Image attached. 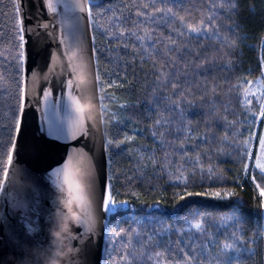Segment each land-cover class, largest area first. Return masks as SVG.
<instances>
[{
	"label": "trees",
	"instance_id": "obj_1",
	"mask_svg": "<svg viewBox=\"0 0 264 264\" xmlns=\"http://www.w3.org/2000/svg\"><path fill=\"white\" fill-rule=\"evenodd\" d=\"M211 3L92 2L115 204L104 264H177L192 255L189 235L207 245L196 256L205 264H227L235 253L223 245L240 247L235 237L251 249L236 264H264V176L254 168L264 128V92L255 88L264 80V0ZM117 25L140 36L147 29L153 40L140 47L127 31L114 36ZM20 38L14 0H0V186L21 112Z\"/></svg>",
	"mask_w": 264,
	"mask_h": 264
},
{
	"label": "water",
	"instance_id": "obj_2",
	"mask_svg": "<svg viewBox=\"0 0 264 264\" xmlns=\"http://www.w3.org/2000/svg\"><path fill=\"white\" fill-rule=\"evenodd\" d=\"M92 2L14 0L23 88L0 186V264H104L115 210Z\"/></svg>",
	"mask_w": 264,
	"mask_h": 264
},
{
	"label": "snow or ice",
	"instance_id": "obj_3",
	"mask_svg": "<svg viewBox=\"0 0 264 264\" xmlns=\"http://www.w3.org/2000/svg\"><path fill=\"white\" fill-rule=\"evenodd\" d=\"M163 2H167V0H163ZM227 2L229 7L234 9L236 7V3H235V0H212V3H211V8H222L224 6V3ZM151 3L153 5H155L156 3V0H151ZM143 7L144 8H148L149 7V4H143ZM17 11H19L17 9ZM157 12H166L168 14H171L172 13V9L171 8H167V9H159L157 8L156 9ZM137 16H142L144 15V13H141V12H137L136 13ZM215 17H216V14L213 13L212 15H209L207 18L209 21H212L213 23L215 22ZM129 21H125V23H128ZM134 27H140V24L135 21V20H132L130 21ZM152 23H155V20H152ZM165 23H168V21H165ZM118 27V32L117 33H113L114 36L118 35L120 37H123L125 35V31H127L129 33L128 35V39L130 40H138V41H141V44H140V47H144V43L143 41L145 39L151 41L153 40V36L151 35V33H149L147 31V29H145V35L144 36H140V35H137V32L133 29H125V30H119V25H117ZM191 31L193 32H198V29L196 28H192ZM207 31V29H206ZM181 35H183V33H181ZM216 33H213V36H215ZM210 39L212 37H209ZM23 39V37L21 36V40ZM172 43H175V41H172ZM125 47H127V45H125ZM151 48L152 49H155L156 48V45L155 44H152L151 45ZM259 84L262 88H264V80H261L259 81ZM173 88L175 90L176 88V85L173 84ZM262 116H264V104H262L261 106V113H260ZM161 121H157V124H160ZM153 135L155 136L156 133H153ZM163 143V142H162ZM247 144V141L245 142ZM259 144H260V148H261V155H260V158L261 159H264V137H260L259 138ZM183 145H181L182 147ZM184 154L182 153L181 154V157H183ZM191 159L192 158H189V160L187 162H191ZM198 160V157L196 158ZM181 167H183V165H181ZM257 168H259L260 172L262 175H264V164H257L256 165ZM209 171H211V169H209ZM245 171H247V166H245ZM262 194H264V192H262ZM188 195H202V193H188ZM212 195H215V196H219L220 194L219 193H213ZM181 199H183V197H181ZM111 201V196L109 195L107 197V199L105 200L104 202V206H105V210H108V203ZM192 227L196 228L197 230H201L202 231V226L200 223H196L195 225H193ZM117 235L119 236L120 233L118 232ZM207 235V234H206ZM234 237H235V233L232 234ZM237 240H240L241 241V246L240 247H237L235 244H224L223 247L225 249H232L233 252L235 253L234 256H229L228 259H227V264H236V261H240L241 260V254L242 253H250L251 252V249L247 248L244 246V241L241 240L240 237H235ZM200 238L199 237H193L192 235H189L187 237V244L190 245V249L189 251L192 253V255H189L187 252L184 253L186 259L182 260V261H179L177 262V264H192L193 261H195V264H205L204 262V259H203V255H201V259L200 260H196V256L198 254H203L206 252V248H207V245H201L200 242H199ZM179 243V242H177ZM126 246V245H125ZM200 250L199 253L197 252V250ZM181 252H184V249L181 248L180 249ZM159 255V253L157 254ZM122 259H126V256L122 257ZM208 264H212V262H208ZM241 264H242V261H241Z\"/></svg>",
	"mask_w": 264,
	"mask_h": 264
},
{
	"label": "rangeland",
	"instance_id": "obj_4",
	"mask_svg": "<svg viewBox=\"0 0 264 264\" xmlns=\"http://www.w3.org/2000/svg\"><path fill=\"white\" fill-rule=\"evenodd\" d=\"M255 86V85H254ZM259 85V83H258V85L257 86H255V88H261L262 89V87ZM263 92H264V88H263ZM263 103L262 104H264V94H263ZM262 104H261V106H262ZM260 113H261V107H260ZM259 117H262L263 119H264V116H262L261 114L259 115ZM261 134V133H260ZM262 135V134H261ZM261 135L260 136H258V140H257V147H256V150H255V154H254V158H257V162H259V164H261V160H260V158L258 159V157H257V153H258V156H260L261 155V148H260V144H259V138L261 137ZM263 164H264V159H263ZM257 165V164H256ZM254 168H255V162H254ZM256 169V168H255ZM257 170L260 172V170H259V168H257ZM261 173V172H260ZM264 176V175H263ZM113 206H115V204H112V208H113Z\"/></svg>",
	"mask_w": 264,
	"mask_h": 264
},
{
	"label": "crops",
	"instance_id": "obj_5",
	"mask_svg": "<svg viewBox=\"0 0 264 264\" xmlns=\"http://www.w3.org/2000/svg\"><path fill=\"white\" fill-rule=\"evenodd\" d=\"M261 134H262L261 137H264V128H263ZM257 157H258V159L260 158V156H258V153H257ZM260 160H261V164H263V159L260 158ZM258 163L259 162H257V158H255V168L256 169H257L256 164H258Z\"/></svg>",
	"mask_w": 264,
	"mask_h": 264
}]
</instances>
